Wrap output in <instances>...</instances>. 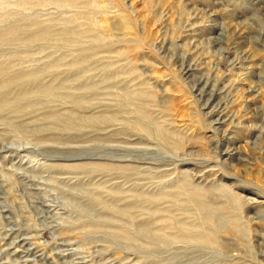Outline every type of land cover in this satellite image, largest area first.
<instances>
[{
  "label": "rangeland",
  "instance_id": "rangeland-1",
  "mask_svg": "<svg viewBox=\"0 0 264 264\" xmlns=\"http://www.w3.org/2000/svg\"><path fill=\"white\" fill-rule=\"evenodd\" d=\"M254 2L0 0V264H264Z\"/></svg>",
  "mask_w": 264,
  "mask_h": 264
},
{
  "label": "bare ground",
  "instance_id": "bare-ground-1",
  "mask_svg": "<svg viewBox=\"0 0 264 264\" xmlns=\"http://www.w3.org/2000/svg\"><path fill=\"white\" fill-rule=\"evenodd\" d=\"M256 7L262 9L264 7V0H255ZM255 9V8H254ZM259 25V24H258ZM264 30V29H263ZM244 37V36H243Z\"/></svg>",
  "mask_w": 264,
  "mask_h": 264
}]
</instances>
